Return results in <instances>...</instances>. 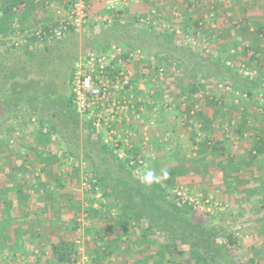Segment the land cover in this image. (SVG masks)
<instances>
[{"label": "rangeland", "instance_id": "374dc122", "mask_svg": "<svg viewBox=\"0 0 264 264\" xmlns=\"http://www.w3.org/2000/svg\"><path fill=\"white\" fill-rule=\"evenodd\" d=\"M250 1L252 5L262 7L258 5L260 0ZM25 8L26 12L15 13L13 24L14 26L17 23V26H14L15 33L6 35L0 33V52L6 51V48L18 42L19 45L15 44L17 46L15 51L21 54L20 57L25 54L27 56L32 51L38 56L39 54L53 56L55 69L51 67L50 78L54 79L53 90L56 93V99L51 101V104L48 102L47 107L50 112L49 119L57 128L56 131L50 132L49 127H42L40 118L31 117L27 109L21 110L16 118L11 115L4 117L0 104V184L8 182L10 188L18 186L23 189L24 193L19 196L26 198L25 207L30 209L28 215L25 214L24 221L27 220L29 227L33 223L37 225L32 231L34 233L20 236L21 242H25L21 247L16 245L20 242L17 239L18 235L15 238L8 233L6 238L0 236V264H57L51 257L52 245L62 239L75 242L79 227L83 230L82 243L77 245V259L81 264H98L94 262L95 252L101 251L105 246H112L115 249L111 256L103 259L102 264H196V255L188 252L179 253L171 242L164 240L163 234L155 230H148L145 233L134 230L129 239L123 238L122 241L114 243L120 232L111 231L110 225L113 223L117 210L109 199L101 196V192L92 194L90 190L80 186V177L83 172L80 171L77 175L76 163L86 164L84 145L87 131L82 123L77 125L63 113V104L58 100V96L70 93L68 81H64L66 71L79 56L94 48L89 44V37L93 38L99 32L97 27L92 30L91 26L94 22L105 21L104 15L92 14L86 25L71 30L58 40L30 44L26 40L32 37L34 31L39 30L42 23L39 21V0H25ZM263 8L264 6L261 8L262 14H260L261 10H257L258 8L251 12V18L244 19L245 17L237 16L242 25L239 28L240 35L237 41H231L235 39L233 35L237 34L236 25H232L235 24L233 21H228L234 28L231 30L232 38L221 27L213 26L214 23H218L215 12L209 13L212 15L206 18L207 21H202L204 26L199 24L198 28L189 27L185 24L187 19L184 20L186 17L182 15L180 6L168 10L152 7L151 9L159 11L154 24L138 23L132 10L120 11V21L135 22L139 27L147 30L167 31L168 29L167 35L172 40L192 44L199 50H204L205 56L223 58L226 67L238 70L239 78L259 77L261 86L264 88V30L262 34H257L258 23L261 22V18H264ZM110 14L111 22H114L115 12ZM225 17L227 20V15ZM209 28L212 31L209 30L208 33L206 29ZM128 41L118 39L111 44L102 43L99 49L103 48L105 52L113 45L128 48L130 46L124 44ZM99 49L98 52L102 51ZM135 49L141 50L145 57L135 60L130 65L134 69L138 85L142 83L145 89L138 93L141 98L140 107L137 108L136 114L129 116L130 121L124 128L133 132L136 140L142 141L147 162L146 167L135 173L143 181L144 173L151 169L159 176V181L165 184L162 171L165 167H169L166 163L171 158L167 151H170L169 144L177 143L175 136L182 139L183 155L189 161L199 163L198 156L206 150L209 153L208 166L197 170L200 181L193 186L196 189L193 187L188 189L185 184L177 180L172 186L173 189L182 187L189 195L197 196L201 206L210 207V211L204 210V207L198 209V215L222 213L235 207H243L244 211L250 208L252 210L250 215L236 229L238 236V245L235 250L236 261L239 264H252L249 259L258 251V262L264 264V227L261 225V221L264 220V199L260 200L264 198L261 196L264 191V151L258 153L255 149V140H259L258 137H263L261 139L264 140V129L258 132L259 126L264 128V89L248 96L242 86L233 82L228 76L223 79L212 78L193 66L180 65L176 60H160V55L154 51L144 50L139 46H135L132 50ZM206 49L209 51L207 52ZM72 54H75L76 58L70 60L69 56ZM66 55L68 56L65 57ZM38 63L37 60L35 64L38 66ZM161 68L163 73L159 74L158 71ZM139 74H145V76ZM36 84L39 85V82ZM193 84L198 87L195 92L190 91V86ZM188 106L191 107L189 112L186 111ZM203 106L217 111V114L218 112L224 113L223 115L228 113L230 119L232 118L235 122H228V118L223 117L216 122V124H222L220 129L216 127L218 132L208 133L209 129L206 125L203 127L201 120ZM188 119L191 123L186 125ZM253 125H258L256 130L252 129ZM185 126H189L190 130L182 129ZM240 129L243 130L242 133ZM180 135L183 136L180 137ZM74 140L79 144V159L66 155L67 143ZM172 156L174 158V155ZM27 159L33 163H29L27 167L22 166V161ZM17 170H20L19 174L15 175ZM87 170L91 172L88 168ZM59 180L67 185L68 188H63L66 194L67 192L75 194L81 201L77 204L71 202L69 206L63 207L65 210H62L61 216L64 219L58 224L61 226L59 232L50 234L48 238L45 236L44 244L46 245L39 249L41 238L39 217L34 216L37 212L33 207L38 205L37 198L42 192L41 187L46 188L51 185L48 183L56 185ZM202 181L204 185L201 187ZM40 182L43 183L39 185ZM9 193V197L14 196L13 190ZM207 199H210L209 203L206 202ZM3 203L0 198V227L5 219L6 205ZM48 206L49 204H46V208H49ZM12 207H14L13 213H18L16 218H19L24 205L22 209H17L14 205ZM18 222L14 220L9 229L17 228L18 225L15 227V224ZM75 223H77V229H74ZM88 231L90 233H87ZM10 243L14 250L9 247Z\"/></svg>", "mask_w": 264, "mask_h": 264}, {"label": "trees", "instance_id": "16d2710c", "mask_svg": "<svg viewBox=\"0 0 264 264\" xmlns=\"http://www.w3.org/2000/svg\"><path fill=\"white\" fill-rule=\"evenodd\" d=\"M24 6L25 0L10 2L0 0L1 34L15 33L14 16L15 13L24 10ZM120 14L121 12H115L114 22L101 20L92 24L91 29L94 30L97 27L99 33L96 34L99 36L96 37L95 34V37H89L90 46L98 50L102 43L111 44L118 39L129 40L130 42L124 43L125 46H130L129 49L139 46L144 50L154 51L160 55V60H176L178 64L193 66L212 78L223 79L228 76L233 82L242 86L248 96L264 89L259 77L239 78L238 70L226 67L223 58L205 56L204 50H199L192 44L172 40L167 35L168 29L167 31L147 30L139 27L135 22L120 21ZM258 25L257 34L262 33L264 23H258ZM194 26L198 28V22H195ZM26 41L30 44L40 42L36 36ZM16 47L15 44H12L10 48H6V51L0 52V104L3 108V116L11 115L16 118L21 110L27 109L31 117L40 118L42 127H49L50 132H54L57 127L49 119L50 112L47 107L48 102L51 104V101L56 99V93L53 90L54 79L50 78L51 67L53 70L55 69L53 56L44 54L38 56L36 52L32 51L31 54L20 57L21 54L15 51ZM94 48L89 51L95 50ZM97 50L95 52H98ZM99 50L102 51L98 53H103L105 49ZM35 57L37 58L34 59ZM69 57L70 60H73L76 55L72 54ZM35 60L39 61L38 66L35 64ZM73 67L74 64L68 67L66 79L64 78V81H68L69 86ZM41 68L43 69L40 70ZM139 75L145 76V74ZM37 82L39 85L36 84ZM133 83L136 93H141V90H137L138 82L133 80ZM197 90L198 87L195 84L190 86L191 92ZM58 97V100L63 104V113L77 125L82 123L87 131L84 145L87 160L85 165L95 180L90 191L92 194L101 192V196L109 199L117 210L113 217V223L110 225L111 231L118 230L120 232L113 241L114 243L122 241L123 238L129 239L134 230H141L142 233L155 230L163 234L164 240L171 242L179 253L188 252L196 255V264H239L235 256L238 245L236 229L250 215V211H252L250 208L244 211L243 207H235L222 213H201L198 215L197 209H193L188 204L171 196L172 186L176 180V174L172 167H165L162 171L165 184L159 181L146 185L135 173L134 167L129 165V160L120 158L114 152V148L103 142L102 136L96 133L90 122L81 120L74 107L71 91L68 95H59ZM136 105L139 108L140 102H136ZM186 111H191V107L188 106ZM239 131L243 132L242 129ZM261 138L263 137H258L259 140H255V149L258 153L264 151V140ZM130 143L133 146L127 148V152L130 155H138L143 148L142 141L131 136ZM78 152L77 141L67 143L66 155L79 159ZM29 163L33 162L29 159L22 161V166L27 167ZM19 171L17 170L15 175H18ZM165 172L168 174L167 177L164 175ZM76 173L78 175L80 169ZM9 185L8 182L0 184V197H8L11 190L17 195L24 193L22 188L18 186L10 188ZM262 194L260 195L263 197L264 191ZM263 199L260 200L263 201ZM1 200L3 199L1 198ZM3 201L6 204L9 199L6 198ZM8 203L10 206L12 205L11 200ZM261 225L264 227V220L261 221ZM74 229H77V223L74 224ZM114 249L115 247L105 246L101 251L95 252L94 262L102 264L103 259L114 253ZM77 250V244L73 240L62 239L52 245L51 257L57 264H76ZM255 253L249 261L252 264H259L257 259L259 252Z\"/></svg>", "mask_w": 264, "mask_h": 264}, {"label": "built area", "instance_id": "2783aa9c", "mask_svg": "<svg viewBox=\"0 0 264 264\" xmlns=\"http://www.w3.org/2000/svg\"><path fill=\"white\" fill-rule=\"evenodd\" d=\"M128 1L106 0L110 15L117 11L118 5H126ZM68 4L69 8L65 14L62 10L57 12L61 18L58 26L39 29L34 31L31 36H36L40 42L54 41L89 22L91 5L88 0H69ZM158 14L159 11L153 9L146 15L138 17V23L154 24ZM104 20L111 22L112 17L108 15ZM200 24L202 25V21ZM15 44L19 45L18 42ZM206 51L208 52L209 49ZM144 57L141 50H132L119 45H113L103 53L87 51L75 60L69 82L74 107L81 120L90 122L96 133L102 136L103 142L114 148V152L120 158L129 160V165L134 167L136 173L147 165L144 157L145 151L142 149L136 156L127 152V148L133 146L130 143L133 132L126 130L124 126L130 121L129 116L136 114V102L141 101L135 90L133 83L135 72L130 64ZM158 72L162 74L163 68ZM137 90H141L139 85ZM137 117L139 116L137 115ZM76 167L81 168L83 172L80 186L85 190H90L95 181L92 174L83 163H76ZM172 197L181 200L182 203L188 204L193 209L198 210L204 207L201 206L197 196L189 195L182 187L174 188ZM206 202L209 203L210 199H207ZM204 210L210 211V207H204ZM82 231L80 227L77 229L78 237L75 241L77 245L82 243ZM76 264H81V262L77 260Z\"/></svg>", "mask_w": 264, "mask_h": 264}, {"label": "crops", "instance_id": "0c3cea01", "mask_svg": "<svg viewBox=\"0 0 264 264\" xmlns=\"http://www.w3.org/2000/svg\"><path fill=\"white\" fill-rule=\"evenodd\" d=\"M68 1L69 0H39V21L42 22L39 29L47 28L49 26H53V27L58 26L61 18L59 17L57 12L58 10H62V12L65 14L66 10L69 8ZM88 2L91 5L89 10V20L92 14L96 15L97 13H101L102 15H104V18L110 14V11L106 6V0H88ZM173 4L181 7L182 15L186 17L185 19L184 18L183 19L184 20L187 19L186 20L187 23L185 24L189 27H194L195 22H198L199 25L200 21L203 20L207 21L206 18L211 16L209 15V13L215 12L216 14L214 15L217 16L216 18L218 23H214L213 26L215 27L217 26L219 28L221 27L225 31V33L227 32L228 35L232 38L231 30L234 28H232L231 26L236 25L237 34L235 33L233 35L235 39L233 38L231 39V41H237L240 35L239 28L242 26L238 21L239 19L237 16H242V18L245 17L244 19L251 18V12L255 11L257 8H258L257 10H261V8L264 6V1L260 0L258 5H262V7H257L252 5L250 0H129L126 5H118L117 11L120 12L124 10L125 12L126 11L129 12L132 10V12L136 17H140L146 15L149 11L153 10L151 9L152 7L156 6L160 8V10L163 9L168 10L169 8L173 9L174 7H176ZM24 12H26L25 6H24V10L20 11V13H24ZM221 14H223V17H221ZM260 14H262V10ZM226 15L228 17L227 20L225 19ZM229 20L231 22L233 21L235 24L230 25L228 22ZM260 20H261L260 23L263 24L264 18L263 19L261 18ZM248 23L251 24L252 22H248ZM202 26L204 25L202 24ZM251 29L254 30L253 28ZM209 30L212 31V29L210 28L208 30L206 29L208 33L210 32ZM139 88H141V90L145 89L142 83L139 84ZM202 109H203V113L201 116L202 118L201 120L203 122V127L206 125V127L209 129L208 133L218 132L216 127H219L220 129L222 124H216V122L222 120L223 117L228 118L227 120L228 122H233V123L235 122V120L233 121L232 118L230 119L228 113L226 115H223L224 113L218 112L217 114V111L215 110L212 111L210 108L208 107L206 108L204 106ZM192 112L194 111L192 110ZM248 122H250V120H248ZM189 123H191V121L188 119L186 121V125ZM207 123L209 124L208 126ZM257 126L258 125H253L252 129L256 130ZM190 128H192V126H190ZM259 128L260 130L258 132H260L261 130L263 131L264 129L261 126H259ZM182 129H187L188 131L190 130L189 126H185V128ZM182 136L183 135H180V137ZM179 139L180 138L175 136V140L177 143H174V145L169 144L168 149L170 151H167V153L170 154L169 157L171 158V160L168 159L169 161L166 164L169 167H172V169H174L176 174V180L179 181V183L185 184L186 187L189 189L199 183L200 180L198 177L197 170L200 167L206 168L208 166L209 153L206 150L205 152L202 151L201 155L198 156L200 158H197L198 160H200L198 161L199 163H195L194 161H189V159L183 155L182 143H181L182 139L180 140ZM178 143L179 145H177ZM172 155H174V158ZM78 169H80V171L82 170L81 168ZM81 178L82 176L80 177V181ZM41 183L43 182H40L39 185H41ZM48 184L51 185L47 186L46 188L41 187L42 192L39 193V198H37V201H39L38 205L37 206L34 205L33 207V209L36 208L35 210L37 212V215L34 216L39 217V233L41 234L40 235L41 238L39 239V249L44 248L46 245L44 244L46 242L44 240L45 236H47L48 238L50 234L54 235V233L57 234V232H59V228L61 226H59L58 224L62 222L64 219L61 216L63 213L62 210L64 209L63 207L65 205L69 206L71 202H75L77 204L81 201L80 197H76L75 194L73 195L72 193L69 192H67L68 194H66L63 191V188H68L67 185L63 184V181L59 180V182H57L56 185L55 183H48ZM200 184L202 187L204 185V181H202ZM194 188L196 189V187H193V189ZM66 196L69 197V199H67ZM8 197L1 196L0 198H2L3 200H5L6 198L9 199V201L11 200L12 206L13 205L15 207L17 206V209L18 208L22 209L24 205L23 210L25 211L21 210L20 217L16 218V215H18V213L17 214L13 213L12 209L14 207L10 206V204L8 203L9 201H7L5 205L8 207L6 208L5 206L4 208L5 219L3 221L2 226L0 227V234H1L0 236H2V238H6L8 237L7 236L8 233V235H12L15 238V236L18 235L17 239L20 240L21 239L20 236L34 233L32 231L36 229L35 226L37 225H34L33 223L29 227L28 226L29 224L26 222L27 220L24 221L25 214L28 215L30 210L29 208L25 207V203H27L26 198H23L15 193L14 196L11 195L9 198ZM3 200L2 202H4ZM46 204H49L48 206L49 208H46ZM21 216L22 219H20ZM14 220L19 221L18 224H15V227L16 225H18L17 228L9 229L10 224L11 223L13 224ZM24 243L25 242H21L20 240V242H18L16 245H19V247H21L23 246ZM9 247L12 250H14L12 243L9 244Z\"/></svg>", "mask_w": 264, "mask_h": 264}, {"label": "clouds", "instance_id": "9594fccd", "mask_svg": "<svg viewBox=\"0 0 264 264\" xmlns=\"http://www.w3.org/2000/svg\"><path fill=\"white\" fill-rule=\"evenodd\" d=\"M165 177H167V172L164 173ZM159 182V176L155 174V172L151 169L146 171L143 175V183L146 185Z\"/></svg>", "mask_w": 264, "mask_h": 264}]
</instances>
